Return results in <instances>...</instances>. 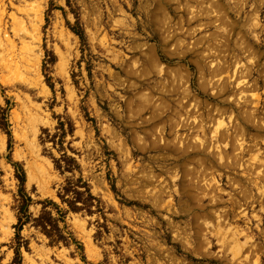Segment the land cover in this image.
Here are the masks:
<instances>
[{"label":"rangeland","instance_id":"rangeland-1","mask_svg":"<svg viewBox=\"0 0 264 264\" xmlns=\"http://www.w3.org/2000/svg\"><path fill=\"white\" fill-rule=\"evenodd\" d=\"M0 10V264H264V0Z\"/></svg>","mask_w":264,"mask_h":264},{"label":"trees","instance_id":"trees-1","mask_svg":"<svg viewBox=\"0 0 264 264\" xmlns=\"http://www.w3.org/2000/svg\"><path fill=\"white\" fill-rule=\"evenodd\" d=\"M71 30L78 36V38L80 39V42L82 44H84L85 41V36H84V32L82 30V28L80 27H71ZM0 111L3 112L2 116H1V121H0V127L6 130V134L8 136V141H7V149L9 150L12 146L11 143V132L7 129L8 123L6 120V112L4 111V109L0 108ZM59 125H62L61 122H59ZM13 167H14V175L18 181V191H17V223L14 226L15 228V238L17 239V248H15L14 252H15V264H20L21 258H20V252H19V246L21 245V238H20V232L21 229L23 227V225L27 222L31 220L34 221V224L36 226H38L50 239V244H54L56 241L58 240H64V237L62 235V233H56V231L58 230V226H57V219L55 220L52 216L50 212H45L44 214L42 213L40 216L33 218L31 217V215L29 214V205L31 203V197L26 193L24 185H25V173L22 169V167L18 164V163H12ZM60 168V167H59ZM68 186L67 187H63V191L68 192L70 191L71 187L77 186V183H74L72 185L71 182H67ZM83 184V183H81ZM114 186V185H113ZM112 186V188H114ZM85 188V192L87 193V195L89 197H92V195L89 192V189L87 187L86 184H84V186H81ZM58 197L60 198V200L62 202L66 201L68 202V204L70 205V209L72 210H76V204L72 203L69 200L64 199V196L61 193H58ZM50 203H52V201H49ZM54 204V203H53ZM45 205H43L44 207ZM55 233V234H54Z\"/></svg>","mask_w":264,"mask_h":264},{"label":"bare ground","instance_id":"bare-ground-1","mask_svg":"<svg viewBox=\"0 0 264 264\" xmlns=\"http://www.w3.org/2000/svg\"><path fill=\"white\" fill-rule=\"evenodd\" d=\"M9 4H10V3H9ZM37 8H38V7H37ZM2 9H3V8H2ZM25 10H26V9H25ZM0 11H1V10H0ZM18 11H19V10H18ZM26 11H27V10H26ZM20 12H21V11H20ZM3 13H4V12H3ZM8 13H9V12H8ZM12 17H13V16H12ZM18 18H19V17H18ZM18 18H17V20H18ZM13 19L15 20L14 17H13ZM18 21H21V20H18ZM16 23H18V22H16ZM21 24H22V23H21ZM22 26H23V24H22ZM11 27H12V25H11ZM16 27H17V26H16ZM0 29H1V28H0ZM10 29H11V28H10ZM3 140H4V139H3ZM3 140H2V141H3ZM2 141H1V142H2Z\"/></svg>","mask_w":264,"mask_h":264}]
</instances>
